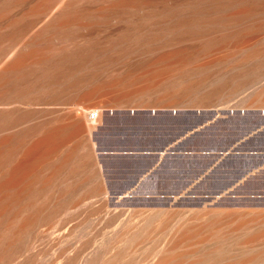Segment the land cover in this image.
I'll list each match as a JSON object with an SVG mask.
<instances>
[{"label":"bare ground","instance_id":"6f19581e","mask_svg":"<svg viewBox=\"0 0 264 264\" xmlns=\"http://www.w3.org/2000/svg\"><path fill=\"white\" fill-rule=\"evenodd\" d=\"M207 24L222 29L184 42L132 39L124 31L155 36L156 28ZM125 55L164 67L151 73L164 76L161 84L146 78L128 91L137 95L124 102L135 107L264 101V0H0V264H42L47 246L69 239L73 229L65 224L91 197L110 199V176L103 177L93 143L106 115L97 104L79 103L109 94L107 103L119 105L118 84L134 74ZM188 121L180 128L200 123ZM125 167L133 173L131 162ZM136 190L129 181L112 192L115 207ZM101 253L83 260L64 252L57 264L123 261L119 250Z\"/></svg>","mask_w":264,"mask_h":264},{"label":"rangeland","instance_id":"374dc122","mask_svg":"<svg viewBox=\"0 0 264 264\" xmlns=\"http://www.w3.org/2000/svg\"><path fill=\"white\" fill-rule=\"evenodd\" d=\"M215 29L222 26L156 28L155 36L146 30L124 31L132 39L184 42L198 35L211 38L209 31ZM126 57L124 67L139 74L123 76L119 105L108 104V94L86 98L79 106L97 104L106 115L107 123L97 125L93 143L103 177L109 181L110 176L109 186L116 190L132 181L137 190L122 195L120 207L114 205V189L108 188L106 202L91 197L87 210L76 212L65 224L73 229L69 239L47 246L42 264H57L64 252L84 260L99 247L102 257L121 251L120 264H157L160 256V264H264V101L245 102L238 96L217 106L148 101L147 106L135 107L136 102H124L137 95L128 91L146 78L161 84L164 76L151 73L163 72L164 67L149 58L132 62ZM188 120L200 121L199 126L181 129ZM140 126L151 132L143 134ZM176 154L199 155L188 170H202L196 176L184 172L149 179L150 160L156 165L163 156ZM126 161L132 163L133 173Z\"/></svg>","mask_w":264,"mask_h":264},{"label":"water","instance_id":"95a60500","mask_svg":"<svg viewBox=\"0 0 264 264\" xmlns=\"http://www.w3.org/2000/svg\"><path fill=\"white\" fill-rule=\"evenodd\" d=\"M186 143V142H185ZM184 143V145H185ZM204 147L193 148L190 149H203ZM199 155H184V154H176L174 156L165 155L161 158L158 164H154V160L149 161V179L153 177H164L168 174H174L175 176H181L184 172H188V174L193 173V175H197L198 171L201 170L193 169L188 170V165L191 162H197V158ZM247 170H244L240 173L239 176L246 173ZM200 183H197L195 187L199 186ZM194 187V188H195Z\"/></svg>","mask_w":264,"mask_h":264}]
</instances>
